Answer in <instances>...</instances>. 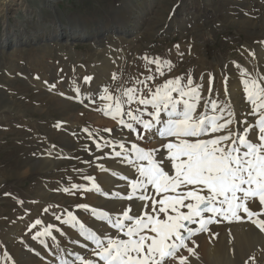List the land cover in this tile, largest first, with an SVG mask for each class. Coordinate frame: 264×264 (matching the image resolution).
I'll return each mask as SVG.
<instances>
[{
  "label": "rangeland",
  "instance_id": "obj_1",
  "mask_svg": "<svg viewBox=\"0 0 264 264\" xmlns=\"http://www.w3.org/2000/svg\"><path fill=\"white\" fill-rule=\"evenodd\" d=\"M142 3L140 10L134 6L135 0H0V40L5 29L18 40L11 48L2 47L0 41V264H27L29 257L31 262L36 261L41 246L32 237L48 224L56 226L52 230L56 239L44 237L47 246L43 253L63 257V253L71 251L64 247L71 246V241L83 248V243L87 242L85 237H71L80 234L79 228L62 223L69 211L98 232L102 226L96 223L108 226L104 221L94 222L97 218L90 211L77 207L81 204L89 205L90 209L97 206L92 198L94 190H87L93 181L85 177L95 178V183L101 187L102 173L110 171L112 164L129 170L130 166L121 163L122 158L111 155L114 150H120L115 145L116 140L125 142L126 147L135 142L145 149H155L148 138L140 140L100 112L98 108L103 102L98 98L96 103H89L83 96V102L75 99L74 82L81 87L82 93L99 94L102 86H109L115 94V89L121 85L131 87L135 80L144 79L150 74L149 68L155 75V65L146 66L143 57L159 56L172 61V68L165 70L164 76L147 81L153 90L163 81L182 74L186 81L191 73L196 82H202V95L223 101L221 87L226 85L224 77L227 75V86L238 83L241 89L239 94L245 114L238 119H243L250 111L239 69L264 75V0H144ZM57 18L67 32L69 28L82 32L85 39L68 41L62 51L51 32ZM23 38L26 41H22ZM69 51L73 52L75 60H67L63 55ZM113 72L119 80H113ZM86 75L93 77L87 84L83 82ZM209 75L213 77L211 94L208 93ZM136 86L143 88V85ZM144 92L146 94L147 89ZM63 96L70 100L68 105L58 102L57 97ZM198 110H202V105ZM247 118L249 122L255 119ZM237 125L242 131V126ZM138 131L143 130L138 127ZM109 140L113 144L105 146ZM97 143L102 147L97 148ZM106 152L109 155L105 156ZM100 165L107 171L101 170ZM170 167L169 164L166 170ZM134 173L130 179L135 178ZM72 184L85 185V189L63 191ZM119 189L112 192H121ZM129 190L127 188V192ZM150 191L155 194L154 190ZM106 200L117 198L106 196ZM139 202L125 200L116 210L112 204H101L99 209L121 213L130 203L142 209L143 204ZM240 215L246 216L245 213ZM56 216L61 219L56 220ZM37 219L41 224L32 228ZM217 219L221 222L211 226L229 223ZM17 228L21 235L13 231ZM231 235L230 232L228 240L232 243L234 237ZM10 237H14L11 245ZM17 246L23 251H16ZM189 246L193 245L189 242ZM253 247L245 248L244 259ZM178 255L189 256L185 249ZM83 256L97 259L92 251ZM243 260L236 264H244ZM97 264H101L100 261ZM165 264L178 262L170 259ZM257 264H264V261Z\"/></svg>",
  "mask_w": 264,
  "mask_h": 264
},
{
  "label": "snow or ice",
  "instance_id": "obj_2",
  "mask_svg": "<svg viewBox=\"0 0 264 264\" xmlns=\"http://www.w3.org/2000/svg\"><path fill=\"white\" fill-rule=\"evenodd\" d=\"M249 54L255 56L254 52ZM143 59L146 66L155 65V75L149 68L150 74L144 79L135 80L131 87L121 85L115 89V94L109 86H102L99 94L82 93L75 82L73 89L75 99L81 102L82 96L89 103H96L97 98L102 101L98 110L140 140L146 139L145 133H152L167 141L156 149H145L135 142L126 147L125 142L115 141L120 150H114L111 155L122 158L121 163L135 172L134 179L119 171L112 172L113 176L127 181L130 190L126 195L119 191L109 194L95 183V178L85 177L93 181L88 191L111 198L138 200L143 202V208L130 203L121 213H110L90 209L86 204L77 206L116 230L115 235L87 227L69 211L62 223L79 228L80 235L94 245L91 251L97 259H85L81 253L73 252L70 255L75 261L61 259L60 264H97L98 261L103 264H165L170 259L178 264H189V257H197L198 245L193 237L208 232L209 225L221 222L218 217L229 223L247 220L264 232V218H261L264 216V75L239 69L250 111L243 119H237L231 101L202 95L203 84L196 82L191 73L186 81L182 74L163 81L153 90L147 81L164 76L165 70H171L172 61L147 55ZM112 78L120 79L115 72ZM92 79L86 75L83 82L87 84ZM200 79L203 80V75ZM224 80L227 84V75ZM212 85L213 77L209 75V94L213 92ZM144 89H147L146 94ZM225 96H228L227 87ZM201 105L202 110H198ZM248 116L255 117L254 121L249 122ZM237 124L242 126V131ZM138 127L143 131H138ZM84 131L89 132V129ZM112 144L111 140L105 142V146ZM96 147L102 145L97 143ZM169 164L171 167L166 170ZM99 167L107 171L103 165ZM74 189H85V185L72 184L63 191ZM257 200L259 210L253 211ZM60 219L56 216V220ZM40 224L41 220L37 219L31 227ZM55 227L48 224L32 238L47 246L44 237L55 240L52 231ZM216 235L213 233L212 238ZM189 242L193 246H189ZM181 249L189 256L178 255Z\"/></svg>",
  "mask_w": 264,
  "mask_h": 264
},
{
  "label": "bare ground",
  "instance_id": "obj_3",
  "mask_svg": "<svg viewBox=\"0 0 264 264\" xmlns=\"http://www.w3.org/2000/svg\"><path fill=\"white\" fill-rule=\"evenodd\" d=\"M47 1L48 2H53V1L58 2V0H47ZM148 1L154 2L155 0H148ZM142 2H144V0H142V1L135 0L134 6H136L138 9L141 10V6L143 4ZM51 32L53 35V39L56 42V45L58 44V46L61 48V50H62V46L65 45L68 41L69 42L72 41L73 43L83 41V39H85V36H86L82 32L74 31V30L71 31L70 28H69V31L67 32L66 27L59 21L58 18H57V23H55L54 29ZM41 34L44 35L43 32H41ZM132 34L133 33H131V35ZM49 37H51V33L49 34ZM0 41H1L2 47H5L7 45L10 48L16 46L17 42H18L17 38H15L14 36H11L7 29L4 30L3 37ZM22 41H26V39L23 38ZM48 45L50 46V48H54V45H50V43H48ZM50 48L48 50L51 52ZM50 55L51 56L53 55L52 52L50 53ZM63 55L64 56L66 55L67 60H69V59L75 60V57L73 56V52H70V53L65 52ZM59 62H62V61H59ZM93 69H94V66H93ZM78 71H81V69H79ZM65 72H67V70H65ZM80 73H82V72H80ZM234 77H235V75H234ZM62 79H65V77ZM235 79H237V78H235ZM226 87H227V90L229 91L227 97L225 96V88ZM221 89L224 92L221 95L225 96V99L227 98L233 104L234 110L237 113V119L239 118V115H240V117H242L245 114V110H243V109H245V106L242 105L244 102L241 103L242 96L239 94L241 89H240V86H238V83H233V85L231 87H228L227 84L225 86L223 85L221 87ZM68 90H70V89H68ZM57 99H58V102L62 103L63 105H68L70 103V100H67L66 97H64V98L57 97ZM238 102H240V105L238 104ZM247 109H248V106H247ZM241 114H243V115H241ZM238 127L239 126L237 125V128ZM145 136H146V139L148 138V141H150V146L153 145L155 147V149L158 148L160 145L167 142L165 139L160 138L158 135L153 136L152 133H146ZM123 165H125V164H123ZM121 167H122L121 165H116L114 163V165L112 164V166L110 167V171H107V172L104 171L105 173H102V176L104 179L102 186H101L102 190H104L110 194L112 192V190H115L116 188H120L119 190H122L121 191L122 194H127V188H128L127 187V181H125V180L120 181L118 179V176L112 175V172L113 171H119L121 173L124 172V174L126 173V175L131 176L133 174L134 170L129 167V170L125 171ZM92 195H93L92 198L94 200V203H96V205H97L95 208H100L101 204H103V205H111L112 204L113 209L116 210L119 208V206H122L120 204H122L125 201L123 199H117L114 201H107L105 195L99 194L96 191H94V193ZM108 197H110V195ZM139 204L142 205L143 202H139ZM255 204L257 206H254L252 208V210L258 211L259 210L258 200L255 202ZM261 218H264V216H262ZM94 222L104 223L103 221H101L99 219H96ZM249 223H250V221L240 222L237 224L236 223H220L219 226H217V225L211 226L212 225L211 224L210 225L211 227L209 226L210 228H209V231L207 233L198 234V235L193 237V239L196 241V243L198 245V247L196 248L197 257H189V264H236V262L241 263V261L244 259L243 252H245V248L252 246V245L254 246L253 247L254 249L251 252L247 253V256L243 260V261H245L244 264H257L260 261H264V241L261 239V237L264 238V236H263L264 232H261V231L259 232V230L256 229V227L254 225H250ZM96 224L102 226V228L100 227L101 228L100 233L108 232L110 235L116 234V230H112V229L110 230L109 228H107L109 225L107 227H105L101 223H96ZM13 231L17 235L21 233L19 228L15 229ZM228 232H229V234H227ZM230 232L232 234L231 236L234 237V241L232 243L228 240ZM213 233L217 234L214 239L212 238ZM71 237L72 238H78V237H80V234H77L75 236L72 235ZM80 238H82V236ZM13 239H14V237L9 238V244L10 245H11V241ZM26 240L28 241V238ZM70 241H69V243H70ZM84 241H85V239H84ZM85 244H87V247L80 248L81 246L79 247L74 241H71V246H69V245H68V247L66 245L64 246L65 248L70 249L71 251H67L66 253H63V257H62L61 254H57V255L50 254V255H48V254L43 253L46 249V246L44 248V246L39 243V246H41L39 249V252L41 254L39 255L38 258H36L37 259L36 261H32V262H31V257H29V259L27 260V264H32L33 262H34L33 264H60L61 259H67L70 262L74 261L75 257L70 255L71 253L76 252V253H81L82 255L85 253L87 254V253H90L91 249L94 247V245L91 244V242H89V241L83 243V245H85ZM16 251L21 252L23 250H21L17 246ZM100 263L103 264L101 261H100Z\"/></svg>",
  "mask_w": 264,
  "mask_h": 264
}]
</instances>
